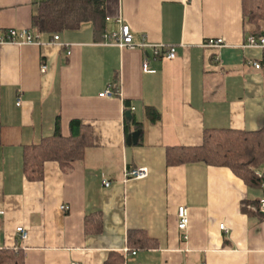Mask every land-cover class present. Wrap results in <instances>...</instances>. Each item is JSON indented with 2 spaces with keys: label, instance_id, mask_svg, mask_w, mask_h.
I'll list each match as a JSON object with an SVG mask.
<instances>
[{
  "label": "crops",
  "instance_id": "1",
  "mask_svg": "<svg viewBox=\"0 0 264 264\" xmlns=\"http://www.w3.org/2000/svg\"><path fill=\"white\" fill-rule=\"evenodd\" d=\"M38 1L0 0V32L39 33L30 23ZM104 14L101 36L84 24L56 43L39 33L44 44L0 45V249L20 251L23 264H114L116 255L121 264H264L263 190L225 167L165 161L168 148L199 145L204 129H264V47L244 45L264 37V19L246 22L241 0H104ZM120 24L133 42L172 46L174 57L105 44L102 35ZM209 38L223 46L202 47ZM105 88L112 95L99 97ZM126 112L139 125L125 133ZM73 119L92 132L84 158L67 172L47 161L40 181L26 180L23 148L52 135L56 121L68 136ZM135 167L146 176L122 181ZM92 213L99 231L84 232ZM136 232L151 246H131ZM123 248L135 250L125 262Z\"/></svg>",
  "mask_w": 264,
  "mask_h": 264
},
{
  "label": "trees",
  "instance_id": "2",
  "mask_svg": "<svg viewBox=\"0 0 264 264\" xmlns=\"http://www.w3.org/2000/svg\"><path fill=\"white\" fill-rule=\"evenodd\" d=\"M241 7L246 22L256 23L264 19V0H241ZM104 18V0H39L30 23L34 31L48 35L74 31L89 24L94 35L101 36ZM262 62L264 63V50ZM125 110H129L126 102ZM146 113L150 120L157 117L153 109L147 108ZM123 121L125 133L128 124L139 125L129 116H124ZM92 146L89 126L81 124L79 120H70L68 136L62 137L56 121L52 135L23 148L22 173L28 181H40L43 177V164L47 161L55 162L60 170L67 172L70 163L82 160L86 150ZM165 161L167 165L201 162L209 166L225 167L244 184L260 188V183L264 180V129H204L199 145L168 148ZM256 169L262 172L260 178L254 173ZM99 227L98 214L92 213L84 217V232L96 233ZM128 241L138 249L151 246L147 244L142 232L133 233ZM116 256L119 259L114 260V264H121V256ZM0 264H23L21 252L0 249Z\"/></svg>",
  "mask_w": 264,
  "mask_h": 264
},
{
  "label": "built area",
  "instance_id": "3",
  "mask_svg": "<svg viewBox=\"0 0 264 264\" xmlns=\"http://www.w3.org/2000/svg\"><path fill=\"white\" fill-rule=\"evenodd\" d=\"M105 19L107 18L105 17ZM57 38L58 36L56 34H52L47 44L52 43V42L56 43L55 41L57 40ZM102 38L105 44H112L119 48H142V47L150 46L152 48L153 56L159 55L162 49H164L165 57L168 59L173 58L175 55V51L172 46L163 48V45L161 44L151 45V44H147L146 42H139V43L133 42L129 27L126 24H120L117 32L108 33V34L104 33L102 35ZM2 44L39 45V44H44V43H41L39 41V33L32 32L25 28H22V29L8 28L0 32V45ZM244 45L249 46V47H264V37H255L253 35H249L247 36ZM201 46L209 47V48H218V47L223 46V43L220 38H215V39L209 38L207 40H204ZM252 65L254 68L259 67L258 64L256 63H252ZM44 69H45V66L41 65L40 72H43ZM141 70L148 71L145 58L142 59ZM110 95H112V92L108 88H105L102 92L98 94L99 97H106ZM132 109L133 108L130 107V110ZM254 173L259 178L262 175V172L259 170H255ZM146 174H147V170L145 167H135V168L123 169L122 181L130 180V179H142L146 176ZM104 185H108V183H105ZM260 188L264 190V180L260 183ZM59 208L63 212H65L67 209V207L64 205H60ZM256 211H258L262 216H264V197L259 199L258 207ZM187 225H188L187 209L184 206H179L176 210V227L179 231H184ZM218 228L223 230L224 226L222 224H219ZM15 232L17 233L20 240L26 239L27 233L25 230H23L22 227L17 226L15 228ZM181 237L185 239L186 233H183ZM122 253H123V258L125 262L126 260H129L131 257L134 256L135 250H129L128 248H123ZM69 264H78V263L71 262Z\"/></svg>",
  "mask_w": 264,
  "mask_h": 264
},
{
  "label": "water",
  "instance_id": "4",
  "mask_svg": "<svg viewBox=\"0 0 264 264\" xmlns=\"http://www.w3.org/2000/svg\"><path fill=\"white\" fill-rule=\"evenodd\" d=\"M126 116H128V113L126 112Z\"/></svg>",
  "mask_w": 264,
  "mask_h": 264
},
{
  "label": "rangeland",
  "instance_id": "5",
  "mask_svg": "<svg viewBox=\"0 0 264 264\" xmlns=\"http://www.w3.org/2000/svg\"><path fill=\"white\" fill-rule=\"evenodd\" d=\"M256 170H259V171H261L260 169H256Z\"/></svg>",
  "mask_w": 264,
  "mask_h": 264
}]
</instances>
